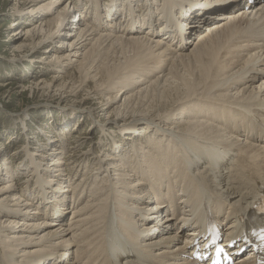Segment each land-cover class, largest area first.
Returning <instances> with one entry per match:
<instances>
[{"label":"bare ground","instance_id":"obj_1","mask_svg":"<svg viewBox=\"0 0 264 264\" xmlns=\"http://www.w3.org/2000/svg\"><path fill=\"white\" fill-rule=\"evenodd\" d=\"M36 1L15 0L9 26L19 28L10 39L25 37L12 46L29 62L46 46L40 59L50 64L28 62L17 82L0 86L11 93L29 76L17 87L83 102L91 122L72 134L64 157L76 113L33 142L42 155L14 149L15 168L5 153L0 158V264H196L188 249L195 217L216 211L228 236L237 224L250 230L264 209V0H50L28 11ZM76 8L80 18L71 17ZM148 36L169 43L151 50ZM58 38L61 49L52 44ZM73 56L78 63L67 71ZM122 97L99 129L111 141H93L92 122ZM40 214L59 224L26 246L28 236L15 229L51 223L28 224ZM255 253L237 264H264Z\"/></svg>","mask_w":264,"mask_h":264},{"label":"rangeland","instance_id":"obj_2","mask_svg":"<svg viewBox=\"0 0 264 264\" xmlns=\"http://www.w3.org/2000/svg\"><path fill=\"white\" fill-rule=\"evenodd\" d=\"M44 2L45 3L50 2V0H37L35 3H33L32 6L28 7L27 10L30 11V10H32L31 8H34L37 6L40 7V4L42 5V3H44ZM107 2H108V0L103 1V3H107ZM67 3L68 2H66L65 5H67ZM14 4H15V0H9V1L8 0H0V84L5 83V82L6 83L10 82V84L17 82L19 80L20 76H22L21 73L18 71V69H22L24 67L26 68L27 64H29L31 62H34V64L39 65L41 67L42 65H44V63H46L45 60H47V59H44V60L40 59L42 57V55H44L46 52L45 51V49H47L46 46H43V48H40L38 50V52L33 53L32 58L34 61H31V62H29L28 56L16 55L15 52L13 51L12 45L18 43L20 40L23 41L25 38V37H23L21 39L19 38L13 42L10 39V38H12V35H10V33L14 30H17V28H19V24L14 25V26H11V25L9 26V22H11V20L14 19V17L11 18V16H13V13H11V9H12V6ZM62 5H64V4H59L54 9L55 10L60 9V7H62ZM76 9H78V8H76ZM39 10H41V12H39V14H43L42 12H46V10L48 11V7L43 6V7L39 8ZM79 11H80V9L75 11L76 13H74V11H72L71 17L80 18V15L78 13ZM27 15H30V14H27ZM43 16H45V15H43ZM23 19L26 22L30 21V23L20 24L22 26L27 27L30 24H33V23L40 21L41 18L39 16L38 18H36L34 20H29L28 18H23ZM204 33H205V31L203 28L199 32V34H197L196 37H198ZM146 35H148V34H146ZM150 37H151V45L153 46L151 48V50L157 49L158 43L163 45L164 48L166 47V44L169 43L167 41H164L161 38H153L152 36H150ZM150 37L148 36L149 39H150ZM73 38H74V36L72 35L71 39H73ZM5 40H7V41H5ZM59 42H60V38L54 39L52 41V44H53V46H55V48L61 49L62 47H60V46L56 47V45ZM193 46L194 45H192L191 47H193ZM159 47H160V45H159ZM160 50L163 51V48H161ZM62 52H66V47L64 48V50H62ZM158 52H160V51H158ZM71 59L73 60L72 62H74V63H71L72 65H71V67L68 68L67 71H71V69H74L76 67V64L78 63V61H74V60H79V58L76 56L71 57ZM63 60H64V62L68 61V59H63ZM48 64H50V63H46L45 65H48ZM158 72L159 71H157L156 74H158ZM65 73L66 72L61 73V74L64 75ZM51 74H53V72L46 73L45 75H43V73H39L38 75H36L35 78H33V80H37L41 77H50ZM23 78H24V80L23 81L20 80L17 85L16 84L10 85V86H13L12 87L13 89H11V88L9 89L12 91L11 93L9 91L5 94L4 93L5 89H2V87L0 86V145L5 143L3 146H0V158L4 157V153H5V155L8 158V161H11L13 168H15V165L21 159V157H18L19 158L18 159L16 157L17 155L12 156L14 149L20 150L22 153H25V152L34 153V154L35 153H38V154L41 153V155H42L43 151L37 150V148H34L33 142L34 141L36 142L37 139L40 140V139H43V137H45V136H50V134H53L57 127H59L65 123V121H64L65 117H69L73 113H76V115H77V117L75 119H72L71 122L69 123V132L66 134V139H65L64 146L62 149V151H63L62 157H64L66 152L68 151V148L66 149V146H68L70 144V141L72 139V134L76 133V132H79V133L82 132V130H84L83 128H85L84 126H87L91 122V121L90 122L87 121V115H86L85 110L80 108V107H82L81 105L83 104V102L80 104V103L71 101L70 98H67L63 94H60L61 92L55 91V89H53L52 92L44 91V90L43 91H38V90H35V91L30 90L29 91L28 86L25 89L22 87H17L18 85L22 86V83L23 84L28 83L31 80V77H29V76H23ZM142 85H143L142 83H138L134 87V89H136ZM117 89H119V88H117ZM115 93H117L116 90H115ZM81 94H82V92H80L79 95H77L75 97L77 99H80V97H78V96H80ZM112 94L114 95V92L108 93V95H112ZM123 100H124V98L122 97L119 101H116L114 104L112 103L111 107H109L106 110V113H104L103 115H100L101 116V117H99L100 121L92 122V125H94V130L91 134V138H93V141H98L99 143L105 142V144H107L111 141L112 137H107V138H105V140H103L100 137L99 129H100V126L103 125V121H106L105 118L108 117L107 116L108 113L110 111H112L114 108L121 106L123 103ZM87 101H89L90 103H94V102H98L99 100L91 99V100H87ZM105 102H108V103L111 102L107 96L105 97ZM74 108H78V109L76 110ZM102 113L103 112H101V114ZM119 116H121V115H119ZM112 118H114V117H112ZM23 122H25L28 127H24L25 125H23ZM110 122H114V124L112 126V127H114V129L119 128L117 130H121L122 126L120 127L118 124H116L113 119ZM44 124H46V125H44ZM104 124H107V122H105ZM36 127H37V129H36ZM38 127H41L44 130V132L40 131V134H39L38 133V131H39ZM91 127H93V126H91ZM58 129H60V128H58ZM13 136H15L16 139L12 141L11 139ZM94 143H96V142H94ZM87 145H88V143H87ZM19 146H22V147H19ZM2 149L5 151H2ZM97 151H98V149H97ZM45 155H46V153H45ZM45 155L44 156L34 155V156L39 157L40 164L47 166L48 164L51 163L52 158L49 157L50 159H46ZM25 172H27L28 174L32 173L31 171H25ZM12 178L13 177L9 178L8 180H10ZM21 179H22V181H24L26 179V176L23 175V178H21ZM8 180L6 179L5 182H7ZM34 185H35V183L33 182V186ZM33 188H37V187H33ZM50 188L51 187H49V189ZM64 189L70 190V187H64ZM55 192L58 194V196H61L60 198H62V200L66 204L71 202L73 199L72 194L70 192H66V191L60 192L58 190H55ZM33 194H34V192H33ZM35 195H37V194H35ZM87 197H88V194H87ZM86 200L87 199H85L84 202H86ZM151 201L152 200H149L150 204H151ZM36 207L38 208L37 204H36ZM50 207L53 208V206H50ZM70 212H71V210H69V208H66L64 215H69V216L67 218V222L65 225L68 224V221H69L68 219L71 218L72 213H70ZM46 217L49 218L48 215L43 216L42 214H40V216H37L34 219L27 220L28 224H31V226L33 224H36V223H41L42 221H45V220L47 222L48 221L51 222L45 226L43 224L42 225L39 224V226L40 225L41 226L38 227V229H35L34 227H29V226H24V227L21 226V227H19V229L18 228L15 229V230H17L19 235L28 236V237H25L26 241L29 240V243L26 246H35L38 239H34V238H37L34 236L40 237V235L42 233H47L50 230L54 229V226H55V225H53L54 222L56 224L58 223L56 221H50ZM61 227H64V225ZM30 237H31V239H30Z\"/></svg>","mask_w":264,"mask_h":264}]
</instances>
